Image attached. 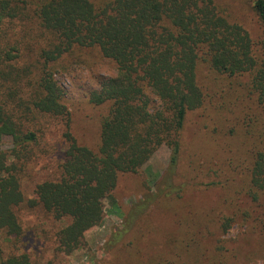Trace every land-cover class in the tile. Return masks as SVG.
Listing matches in <instances>:
<instances>
[{
    "label": "trees",
    "instance_id": "1",
    "mask_svg": "<svg viewBox=\"0 0 264 264\" xmlns=\"http://www.w3.org/2000/svg\"><path fill=\"white\" fill-rule=\"evenodd\" d=\"M225 5L220 11L213 0H0V24L30 18L50 34L36 91L20 104L25 113L0 103V233L8 241L22 236L19 211L39 206L54 220L67 221L56 239L61 252L71 253L84 233L102 221V199L119 177L136 173L160 145H167L169 162L153 193L129 205L106 242L107 250L114 248L155 202L181 194L185 184L178 181L177 169L188 117L214 106L232 114L223 115L232 138L218 161L204 158L214 174L205 186H226L213 207L221 213L224 204L223 226L241 221L246 234L235 236L229 256L209 255L207 244L194 263L247 264L257 254L264 258V37L252 40ZM247 6L264 28V0H247ZM4 54L5 60L14 58L11 49ZM103 62L114 72L96 77V87L87 95L91 108L106 107L91 146L70 131L64 90L53 75L75 67L93 70ZM213 72L224 74L223 80L211 77L209 84ZM244 75L246 83L237 80ZM24 76L18 71L15 81ZM33 112L62 120L66 149L58 179L38 183L29 199L21 190L24 164L19 160L29 156L28 147L38 139L30 127L34 121L28 114ZM5 137L11 139L10 148H4ZM167 248L154 240L145 252L152 258L136 264H167L152 256ZM0 264L32 263L29 255L14 249L0 255Z\"/></svg>",
    "mask_w": 264,
    "mask_h": 264
},
{
    "label": "rangeland",
    "instance_id": "2",
    "mask_svg": "<svg viewBox=\"0 0 264 264\" xmlns=\"http://www.w3.org/2000/svg\"><path fill=\"white\" fill-rule=\"evenodd\" d=\"M225 1V6L231 11L230 18L242 24L252 40L264 37V28L249 10L247 0H213V3L222 11ZM49 40L50 34L34 19L6 20L0 24V103H7L17 114L25 113L20 104L25 105L36 91L42 50L47 48ZM1 49L4 53L11 49L14 58L5 60ZM18 71L25 76L15 81ZM113 72L111 64L103 62L93 70L75 67L73 71L53 75L64 90L63 102L71 118L70 131L78 140L91 146L95 145L99 119L106 107L91 108L87 103V95L96 87V77L108 76ZM209 74V84L213 81L211 77L223 80L225 76L215 72ZM237 80L246 83L247 76H240ZM223 115L232 117V114L221 112L214 106L190 113L183 135V154L177 169L178 181L185 184L179 191L181 194L155 202L114 248L107 250L106 242L112 239V232L121 224L129 205L143 194L153 193L157 178L169 162L170 150L167 145H160L136 173L119 177L117 186L102 199V221L84 233L81 245L71 253L61 252L57 247L56 232L67 221L54 220L39 206H26L19 211L23 231L21 238L17 242H10L0 233V255L5 256L16 249L29 255L32 264H136L152 258L146 256L145 252L154 240H161L168 248L152 256L156 261L160 258L161 262L167 264H195L194 261L200 257L207 244L209 255L222 258L229 256L231 247L235 245V236H245L246 227L241 221L223 226L222 218L227 214V207L221 205L219 213L213 203L221 197L219 189L226 190V186H205L214 176L210 172L211 164H206L205 159L218 161L226 152L228 139L232 138L227 133L230 121L223 120ZM28 116L33 118L30 127L35 129L38 139L28 147L29 156L19 160L24 164L20 186L23 194L33 199L38 183L58 179L66 144L62 137L64 125L60 118L34 112ZM3 145L4 148H10L11 139L3 138ZM193 151L198 155H192ZM160 205L165 209L156 208ZM208 223H213L210 232ZM256 228L260 229V225ZM196 243H199L198 247ZM247 264H264V258L257 254Z\"/></svg>",
    "mask_w": 264,
    "mask_h": 264
}]
</instances>
